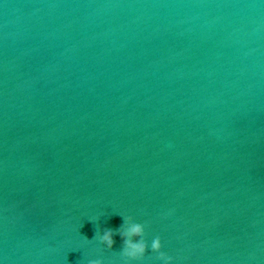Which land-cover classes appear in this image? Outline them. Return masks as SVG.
I'll return each instance as SVG.
<instances>
[{"label":"water","instance_id":"1","mask_svg":"<svg viewBox=\"0 0 264 264\" xmlns=\"http://www.w3.org/2000/svg\"><path fill=\"white\" fill-rule=\"evenodd\" d=\"M128 218L264 264V0H0V264H125Z\"/></svg>","mask_w":264,"mask_h":264},{"label":"clouds","instance_id":"2","mask_svg":"<svg viewBox=\"0 0 264 264\" xmlns=\"http://www.w3.org/2000/svg\"><path fill=\"white\" fill-rule=\"evenodd\" d=\"M126 225L119 233L124 240L125 264H143L149 250V245L144 240L146 225L133 222L131 218L127 219ZM114 235L112 231L106 230L100 239L107 247L112 248L115 243ZM150 247L153 253L159 254L158 259L161 264H175L174 259L163 251V242L159 236L152 239Z\"/></svg>","mask_w":264,"mask_h":264}]
</instances>
